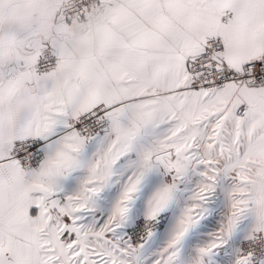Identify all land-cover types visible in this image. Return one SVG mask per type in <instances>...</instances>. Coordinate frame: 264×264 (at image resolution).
<instances>
[{
	"label": "snow or ice",
	"instance_id": "snow-or-ice-1",
	"mask_svg": "<svg viewBox=\"0 0 264 264\" xmlns=\"http://www.w3.org/2000/svg\"><path fill=\"white\" fill-rule=\"evenodd\" d=\"M0 264H264V0H0Z\"/></svg>",
	"mask_w": 264,
	"mask_h": 264
}]
</instances>
